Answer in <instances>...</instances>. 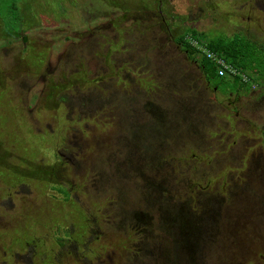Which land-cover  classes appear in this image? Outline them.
Masks as SVG:
<instances>
[{
	"label": "rangeland",
	"instance_id": "obj_1",
	"mask_svg": "<svg viewBox=\"0 0 264 264\" xmlns=\"http://www.w3.org/2000/svg\"><path fill=\"white\" fill-rule=\"evenodd\" d=\"M15 5L0 3V264H264V76L224 93L174 40L264 46V0Z\"/></svg>",
	"mask_w": 264,
	"mask_h": 264
},
{
	"label": "trees",
	"instance_id": "obj_2",
	"mask_svg": "<svg viewBox=\"0 0 264 264\" xmlns=\"http://www.w3.org/2000/svg\"><path fill=\"white\" fill-rule=\"evenodd\" d=\"M11 9L16 8V0H0ZM190 36L195 40L203 42L207 49L223 58L225 62L233 66L241 73H250L261 78L264 76V46L257 44L242 32H235L230 37L223 35L213 36L210 39H204L200 33L191 29L174 38L175 42L183 47L188 56L200 66V70L208 81L212 78L215 82H209L216 89L226 93L235 92L245 87L239 75L232 78L220 77L217 73V67L207 56L203 55L198 49L193 47L186 39ZM202 43V44H203ZM197 55L199 56L198 58ZM248 75V74H247ZM249 77V76H248ZM17 176V175H16ZM189 248V247H188Z\"/></svg>",
	"mask_w": 264,
	"mask_h": 264
},
{
	"label": "built area",
	"instance_id": "obj_3",
	"mask_svg": "<svg viewBox=\"0 0 264 264\" xmlns=\"http://www.w3.org/2000/svg\"><path fill=\"white\" fill-rule=\"evenodd\" d=\"M187 41L196 49H198L203 55L207 56L217 67V73L220 77H233L239 75V71L233 66L224 61L223 58L219 57L216 53L211 52L206 48L203 42L200 43L199 40H195L190 36H186ZM203 43V44H202Z\"/></svg>",
	"mask_w": 264,
	"mask_h": 264
},
{
	"label": "flooded vegetation",
	"instance_id": "obj_4",
	"mask_svg": "<svg viewBox=\"0 0 264 264\" xmlns=\"http://www.w3.org/2000/svg\"><path fill=\"white\" fill-rule=\"evenodd\" d=\"M66 193V192H65Z\"/></svg>",
	"mask_w": 264,
	"mask_h": 264
}]
</instances>
